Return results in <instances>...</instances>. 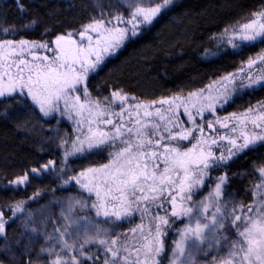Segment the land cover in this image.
<instances>
[{
    "label": "snow or ice",
    "instance_id": "obj_1",
    "mask_svg": "<svg viewBox=\"0 0 264 264\" xmlns=\"http://www.w3.org/2000/svg\"><path fill=\"white\" fill-rule=\"evenodd\" d=\"M15 3L21 12L25 10L22 0ZM172 4L173 0H147V4L145 0H121L123 10L109 5L114 12L96 4L98 15H90L78 29L57 34L50 42L0 39V98L20 106L28 120L58 115L74 122L73 135H60L56 129L64 165L58 169L59 176L68 175L70 157L82 159L107 152V163L83 168L63 183L75 181L89 199L94 196L91 209L105 223L119 227L140 215L141 222L127 232L96 228L91 235L86 231L82 242L79 236L69 240L71 225L55 228L58 235L46 237L55 243L40 248V253L49 256L46 264H100L99 253L94 256L86 248L90 245L103 249V264H163L165 237L176 221L183 227L176 229L178 239L173 240L169 264H190L192 249L209 236L218 248L226 249L213 257L212 264H264V166L257 169L260 183L252 190L251 203L226 198L225 188L230 163L264 146V101L242 113L217 115L238 94L264 89V49L248 58L247 71L242 66L239 72L227 73L186 96L181 92L151 103L130 104V99L137 98L129 97L122 88L103 99H94L89 91L90 73L97 72L105 57L136 37L143 26L153 25ZM51 31L45 28V34ZM0 33L6 37L14 33V26H0ZM77 34L79 40L74 38ZM225 38L233 49L264 43V6L252 12L247 22L226 27L218 39ZM40 49L51 55H39ZM257 67L259 71L254 73ZM116 102L119 111L114 110ZM181 108L186 121L180 118ZM221 169L225 174L211 175ZM54 171L57 161L37 162L8 185L26 186L31 178ZM205 187L207 195H201ZM197 195H201L199 200ZM72 200L69 197V212ZM23 203L4 207L15 217ZM75 203L88 207L87 200ZM6 216L0 210V235L5 234L11 219ZM27 264H33L32 260Z\"/></svg>",
    "mask_w": 264,
    "mask_h": 264
},
{
    "label": "trees",
    "instance_id": "obj_2",
    "mask_svg": "<svg viewBox=\"0 0 264 264\" xmlns=\"http://www.w3.org/2000/svg\"><path fill=\"white\" fill-rule=\"evenodd\" d=\"M25 10L21 12L15 0H0V26H14V33H0V39H27L50 42L57 34H66L86 23L90 15H98L101 5L104 10L115 11L109 5L123 10L121 0H22ZM264 0H175L154 21L135 38L124 44L122 49L107 60L97 72L90 75L89 91L92 96H103L115 88H122L128 95L140 100H158L176 94H187L204 88L208 83L219 79L240 63L239 56L226 51L215 50L213 37L226 27H230L261 8ZM5 19L7 23L5 24ZM37 21L31 24V21ZM24 25H29L25 28ZM45 28H51L45 34ZM215 52L209 58L207 52ZM11 105V107H5ZM37 110V116H39ZM28 114L20 111V106L12 100L0 99V208L6 204L23 201L21 211L12 217L7 209L8 224L5 236L0 240V264H46L47 253L40 248L51 247L55 240H46L49 234L58 235L54 229L71 225L74 240L81 242L88 232L111 225L117 232H127L130 222L117 227L96 217L91 209L89 196L80 191L74 181L64 187L63 180L68 175L78 174L88 163L67 164L68 175L59 176L63 167L61 151L57 144L56 129L63 135V124L54 118L28 120ZM22 125L18 128L17 125ZM65 133V132H64ZM71 135V134H70ZM100 159L91 155L81 160ZM57 161V171L48 172L40 180L31 178L28 184L19 187L9 186L8 181L30 171L37 162ZM95 160V161H96ZM264 160V150L248 151L230 163L227 176L232 181V193L242 198L249 188V177L254 165ZM225 173V170L222 171ZM222 172L216 173L221 174ZM69 197H72V211L69 212ZM77 200H87L88 207H81ZM69 217L65 219V217ZM87 218V220L85 219ZM168 229V232L177 227ZM77 225L79 226L77 228ZM93 225L95 227H93ZM134 227V226H133ZM35 229V232L32 230ZM168 241V234L165 237ZM79 247V244H77ZM89 252L100 255L103 264V251L98 245L86 246ZM59 250V249H57ZM54 258V256L52 257ZM91 264V261L89 262Z\"/></svg>",
    "mask_w": 264,
    "mask_h": 264
},
{
    "label": "rangeland",
    "instance_id": "obj_3",
    "mask_svg": "<svg viewBox=\"0 0 264 264\" xmlns=\"http://www.w3.org/2000/svg\"><path fill=\"white\" fill-rule=\"evenodd\" d=\"M175 2V0H173V3ZM145 3L147 4V0H145ZM171 6V5H170ZM169 6V7H170ZM166 11V10H165ZM249 17V16H248ZM247 17V18H248ZM158 18V17H157ZM247 18H245L244 20H242V21H240V22H238V23H244V22H247ZM238 23H236V24H234V25H237ZM147 27H149V26H143V28H142V30L144 29V28H147ZM223 31H221L218 35H216L215 37H213V45H214V48H215V50H221V51H223V50H227V51H231V52H234V51H239L240 49H233L230 45H228L227 44V42H226V38H225V40L224 41H221L220 39H218V37L220 36V34L222 33ZM75 39H77V40H79L80 39V37H79V35L77 34L75 37H74ZM133 38H135V37H130V39H133ZM8 39H10V38H8ZM55 39V38H54ZM53 39V40H54ZM130 39H128L127 41H125V43L126 42H128ZM31 41V40H30ZM38 42V41H37ZM44 42V41H43ZM42 42V43H43ZM46 42V41H45ZM85 43H86V41H85ZM257 44H259V43H257ZM124 45H122L119 49H117V51L114 53V54H112V55H110V56H106L105 57V60H104V62H102V64L99 66V68H101L103 65H104V63L105 62H107V60L108 59H110V58H113L121 49H122V47H123ZM206 56L207 57H209V58H213V57H216V53L215 52H207L206 53ZM98 68V69H99ZM91 74H93V73H90V75ZM217 80H219V79H217ZM217 80H214V81H217ZM213 82V81H212ZM212 82H210L209 84H211ZM208 84V85H209ZM207 86V85H206ZM205 86V87H206ZM204 87V88H205ZM188 94V93H187ZM187 94H183V95H187ZM110 95L111 94H109V97H110ZM0 99H2V98H0ZM137 102V100L136 101H133V100H129V103L130 104H135ZM117 103V102H116ZM257 105V104H256ZM253 106H255V105H253ZM245 111V110H244ZM243 111V112H244ZM179 112L181 113V119L182 120H185L186 121V119H187V117H185V116H183L182 115V113H183V108H181L180 110H179ZM237 113H242V112H237ZM55 115V114H54ZM228 115V114H227ZM48 118H51V117H48ZM56 121H60V123H62V120H63V118H61V117H59L58 115H55V118H54ZM59 123V124H60ZM68 123L70 124L68 127H69V130H70V134L71 135H73V126H74V122L73 121H69L68 120ZM63 135H64V132H63ZM59 143V139L57 140V144ZM57 144L55 145L56 147H57ZM264 146H262V147H260V148H263ZM58 148V147H57ZM58 150L60 151V150H62V149H60V148H58ZM264 150V149H263ZM70 158H75V157H70ZM69 158V159H70ZM61 159L63 160V151H61ZM105 163H107V162H105ZM98 166V165H97ZM260 166H264V160L263 161H260V164L259 165H257L256 167H254L253 169H251V173H250V177L248 178L250 181H249V188L247 189V191L245 192V196H243L242 198H240V197H238L237 195H234L233 193H232V188H231V180H230V178L228 179V183H227V185L225 186V188H226V193L228 194L227 196H226V198H231V199H233L234 201H236V202H239V201H244V203H251L252 202V199H253V197H252V190L255 188V185L256 184H258V183H260V176H259V172H258V168L260 167ZM87 167H89V166H87ZM221 171V170H220ZM220 171H217L216 173H218V172H220ZM216 173H214L212 176L213 177H216V176H219V175H222V174H225V173H221V174H216ZM40 178L41 177H39V178H34V180L36 179H39L40 180ZM71 182V181H70ZM69 182V183H70ZM69 183L68 184H64V183H62L63 185H64V187H67V186H69ZM74 185L80 190V191H82L80 188H79V186L78 185H76L75 184V181H74ZM214 186V185H213ZM207 192H208V189L205 187V188H202L201 189V195H207ZM85 194L86 195H88L89 196V194L87 193V192H85ZM201 195H197L196 196V199L197 200H199L200 198H201ZM93 199H95V197L93 196V197H91L90 198V202H92V200ZM24 204V203H23ZM0 210H2V208H0ZM4 210L5 211H7V209H5L4 208ZM98 218H100V219H102L103 220V217H98ZM141 222V220H140V215H139V213H137L136 215H135V218L134 219H132L131 221H130V224L132 225V227L133 226H135V225H137V224H139ZM180 222V221H179ZM126 223V222H125ZM123 227H125V225L123 224L122 225V228ZM183 227V224L180 222L179 223V225L177 226V227H175V228H173L171 231H169L168 232V241H166V243H167V249H166V255H164L163 257H162V260H163V264H169V261H170V259H171V256H172V249L174 248V244H173V240L174 239H178V234H177V231H176V229L177 228H182ZM103 228H107V229H114V231L115 232H117L118 231V228H113L111 225H106V224H104L103 225ZM225 235H227V233H225ZM233 235H234V233H233ZM5 236V234H3V235H0V240L3 238ZM99 247V246H98ZM100 249H102V248H100ZM102 251H103V249H102ZM224 252H226V249H222V248H218L217 247V245H216V240L215 239H213L211 236H209V239H208V241H206L203 245H200V247L199 248H195V249H192V252H191V256H190V264H212V261H213V257H219V256H221V255H223L224 254Z\"/></svg>",
    "mask_w": 264,
    "mask_h": 264
},
{
    "label": "flooded vegetation",
    "instance_id": "obj_4",
    "mask_svg": "<svg viewBox=\"0 0 264 264\" xmlns=\"http://www.w3.org/2000/svg\"><path fill=\"white\" fill-rule=\"evenodd\" d=\"M259 9H257V10H259ZM262 49H264V43L256 44L254 47H244V48L240 49L239 51H234V52L224 50L227 53L229 52V53H231V54H233L235 56H239V60H240V63L236 64L235 67H234V69H232L228 73L239 72L242 66H245V71H247V69H246V63H247L248 58L250 56L251 57H255L256 54L259 53ZM38 54L39 55H51V53L46 52L43 49L38 50ZM27 58L28 59H31V57H27ZM258 71H259V67L253 69V72L254 73H256ZM226 74H224V75H226ZM237 87L238 88L240 87L239 82H237ZM109 94H111V93H109ZM109 94L103 95V96H92V97L94 99H103V97H105V96H108L109 97ZM129 97H133V96H130L129 95ZM159 100L160 99L155 100V101H159ZM152 101H154V100L148 101V100H140V99L137 98V102L151 103ZM262 101H264V89H258L256 91L247 90V91L242 92V94H238L236 96L234 102L228 104L224 109H220L217 112V115L220 116V117H223V116H226L227 114L232 113V112H243L244 110H246L250 106L256 105L258 102H262ZM118 105H119V102H117V106L114 109L115 111H119L120 110V108H119ZM62 124H63V127H64V130L63 131L65 133H68L70 135V130H69V127H68L70 124L68 123V119L67 118H63ZM217 128H219V125H217ZM221 131H223V130H221ZM225 144H226V142H225ZM258 148H260V147H258ZM258 148H256V149H258ZM261 149H264V147L261 148ZM217 155H219V151H217ZM95 156L96 157L99 156L100 159L97 158V160L95 159L96 161L95 160L85 161V160H81V159H77V158H70L68 160L67 164H69V163H71V164L88 163V164H91V165H99L100 163L107 162V152H104L103 154L95 155ZM257 165H259V162H257L254 165V167H256ZM222 171H223V169H221L220 172H222ZM216 172L217 171H213L211 174L213 175ZM177 222H179V221H176V223Z\"/></svg>",
    "mask_w": 264,
    "mask_h": 264
}]
</instances>
